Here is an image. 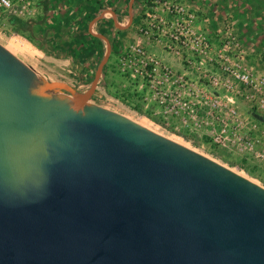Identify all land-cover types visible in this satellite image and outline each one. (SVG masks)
<instances>
[{"label": "water", "instance_id": "1", "mask_svg": "<svg viewBox=\"0 0 264 264\" xmlns=\"http://www.w3.org/2000/svg\"><path fill=\"white\" fill-rule=\"evenodd\" d=\"M58 89L0 45V264H264L263 188Z\"/></svg>", "mask_w": 264, "mask_h": 264}, {"label": "rangeland", "instance_id": "2", "mask_svg": "<svg viewBox=\"0 0 264 264\" xmlns=\"http://www.w3.org/2000/svg\"><path fill=\"white\" fill-rule=\"evenodd\" d=\"M8 1L0 7V45L37 78L64 84L69 90L58 93L144 124L264 189V0H134L124 30L106 12L91 32H103L111 53L87 100L106 51L88 26L103 9L125 26L129 0ZM175 21H188L208 47L176 45ZM154 67L178 98L174 105L170 96L158 102L147 76ZM222 129L227 139L216 144Z\"/></svg>", "mask_w": 264, "mask_h": 264}, {"label": "built area", "instance_id": "3", "mask_svg": "<svg viewBox=\"0 0 264 264\" xmlns=\"http://www.w3.org/2000/svg\"><path fill=\"white\" fill-rule=\"evenodd\" d=\"M9 1L8 0H0V7H8L9 6ZM176 14H181L183 12V10L180 8L176 11H174ZM188 22V21H187ZM187 22L183 23H179L178 21L175 22H171V25L174 27V31L173 34L171 35V40L173 42H175L176 45L181 44L184 45L186 47L189 48V50H195V43L197 42L200 46V50L202 49H206L208 47L207 43L204 42L202 39L197 41V39L194 36L193 31L191 30V28L189 26H187ZM130 57V56H128ZM131 58L135 59V56L132 55ZM168 71V69H166ZM154 74V75H153ZM156 69L155 67L152 69V71L147 74V76L150 79V84L151 87L153 88L154 93L160 98L159 99V103L160 104H166L164 103L166 100H168L169 96L171 97L170 99V103L172 104V101H174L176 103V100L178 99L176 97V95H173L171 92L165 90L163 82H162V78L157 76L160 79H157V81L155 80L156 78ZM247 77L245 76L244 79H246ZM156 83L157 86H154L153 84ZM177 93V92H176ZM174 103V104H175ZM172 104V105H174ZM185 104V103H184ZM227 133L225 129H222V131H220V133L216 134L214 137V142L216 144H223L226 139H227Z\"/></svg>", "mask_w": 264, "mask_h": 264}, {"label": "crops", "instance_id": "4", "mask_svg": "<svg viewBox=\"0 0 264 264\" xmlns=\"http://www.w3.org/2000/svg\"><path fill=\"white\" fill-rule=\"evenodd\" d=\"M128 3H129V2H128ZM109 11H112V10H110V9H103V10L101 11V13H104V14H105L106 12L109 13ZM127 11H128V6H127ZM112 12L115 14V18L117 19V18H118V15H117L114 11H112ZM101 13H100V14H101ZM100 14H99V15H100ZM104 14H103V16H104ZM111 16H112V15H111ZM102 18H104V17H102ZM112 19H113V18H112ZM128 22H129V20H128ZM126 25H127V24H126ZM126 25H125V26H126Z\"/></svg>", "mask_w": 264, "mask_h": 264}, {"label": "bare ground", "instance_id": "5", "mask_svg": "<svg viewBox=\"0 0 264 264\" xmlns=\"http://www.w3.org/2000/svg\"><path fill=\"white\" fill-rule=\"evenodd\" d=\"M15 47H16L15 50H18V47H19V46H16V45H15ZM4 48H5V47H4ZM5 49L7 50V48H5ZM19 50L21 51V49H19ZM22 51H23V50H22ZM10 53H11V52H10ZM11 54H12V53H11ZM140 124H141V123H140ZM142 126L147 128V126L144 125V124H142ZM147 129H148V128H147ZM172 140H173V139H172ZM175 142L178 143V141H176V140H175ZM179 143H180V142H179Z\"/></svg>", "mask_w": 264, "mask_h": 264}, {"label": "trees", "instance_id": "6", "mask_svg": "<svg viewBox=\"0 0 264 264\" xmlns=\"http://www.w3.org/2000/svg\"><path fill=\"white\" fill-rule=\"evenodd\" d=\"M88 33H89V32H88ZM89 34H90V33H89ZM89 34H88V35H89ZM100 34H103V32H101ZM90 35H91V34H90ZM96 39H97V38H96Z\"/></svg>", "mask_w": 264, "mask_h": 264}]
</instances>
